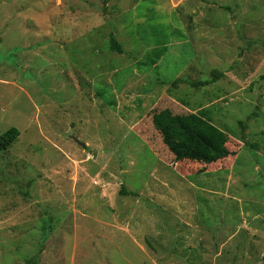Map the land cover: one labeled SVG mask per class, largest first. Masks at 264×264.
I'll list each match as a JSON object with an SVG mask.
<instances>
[{
	"label": "rangeland",
	"instance_id": "obj_1",
	"mask_svg": "<svg viewBox=\"0 0 264 264\" xmlns=\"http://www.w3.org/2000/svg\"><path fill=\"white\" fill-rule=\"evenodd\" d=\"M11 128L0 264H264V0H0Z\"/></svg>",
	"mask_w": 264,
	"mask_h": 264
},
{
	"label": "trees",
	"instance_id": "obj_2",
	"mask_svg": "<svg viewBox=\"0 0 264 264\" xmlns=\"http://www.w3.org/2000/svg\"><path fill=\"white\" fill-rule=\"evenodd\" d=\"M104 4H108L111 0H103ZM111 49L122 54L123 49L120 43L114 36L111 37ZM214 74L222 76L221 73ZM171 131V132H170ZM201 132H191L185 128L171 129L165 134L171 135L165 137V144L169 150L175 155L177 160H191L204 164H213L221 159L226 158L227 153L223 144L220 141H216L214 138H210L202 134ZM20 131L17 128H11L4 134L0 135V153L7 151L19 138ZM123 194H125L123 192Z\"/></svg>",
	"mask_w": 264,
	"mask_h": 264
},
{
	"label": "water",
	"instance_id": "obj_3",
	"mask_svg": "<svg viewBox=\"0 0 264 264\" xmlns=\"http://www.w3.org/2000/svg\"><path fill=\"white\" fill-rule=\"evenodd\" d=\"M79 144H81L83 147H85V144L80 143L78 140H76Z\"/></svg>",
	"mask_w": 264,
	"mask_h": 264
}]
</instances>
